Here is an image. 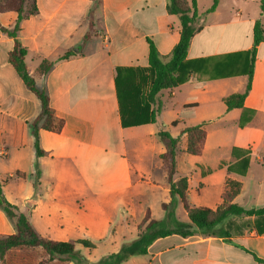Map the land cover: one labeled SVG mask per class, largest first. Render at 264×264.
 <instances>
[{
	"label": "crops",
	"instance_id": "crops-1",
	"mask_svg": "<svg viewBox=\"0 0 264 264\" xmlns=\"http://www.w3.org/2000/svg\"><path fill=\"white\" fill-rule=\"evenodd\" d=\"M186 1L190 6L191 0ZM212 4L197 0L199 15L206 17L187 59L196 62L199 78L221 77L200 81L192 76L164 90L170 100L162 91L163 108L155 124L123 127L117 68H147L148 40L164 63L172 59L182 25L168 11L169 0H27L26 11L34 5L36 12L22 20L18 39L27 50L30 70L44 60L54 62L41 87L56 117L64 121L60 133L40 125L42 156L31 125L40 105L8 61L15 40L0 30V185L40 235L61 242L89 240L95 245L90 250L111 243L109 253L86 257L97 262L138 238L147 210L159 222L188 226V214L180 199L171 196L161 164L166 148L160 129L170 134L179 129L173 135L179 138L174 181L187 179L191 208L216 210L224 193L237 188L233 204L264 208V43L257 46L243 108L229 111L224 102L248 85L247 75L226 76L248 70L246 58L233 54L253 49L255 23L264 25L261 0H219L215 11L207 13ZM91 14L92 37L84 43ZM16 21L15 13L0 14L9 29ZM76 48V56L59 61ZM198 125H203L206 140L201 155L194 156L186 152L183 132ZM245 161L248 168L242 175ZM206 168L214 170L204 174ZM151 196L159 198V217L152 214ZM217 229L218 235L192 227L190 236L159 238L147 255L122 264H264V216H232ZM14 233V224L0 208V238Z\"/></svg>",
	"mask_w": 264,
	"mask_h": 264
},
{
	"label": "trees",
	"instance_id": "trees-1",
	"mask_svg": "<svg viewBox=\"0 0 264 264\" xmlns=\"http://www.w3.org/2000/svg\"><path fill=\"white\" fill-rule=\"evenodd\" d=\"M27 0H0V14L15 13L17 21L13 29L3 26L0 22L1 32L15 40L14 48L8 55V61L17 71L25 86L32 93L40 105V112L32 122L33 135L36 138L35 147L37 155L42 156L39 149V127L45 130L60 133L64 127V121L57 118L54 109L51 107L50 98L41 87L42 80L54 66V62L44 60L35 69L30 70L26 63L27 50L18 39L20 23L28 14L36 12V8L26 11ZM219 0H213V4L207 13H212L217 8ZM261 10L264 13V0H261ZM168 11L180 17L182 31L179 43L173 50L172 59L164 63L160 57L155 44L149 41V66L147 68H117L116 86L117 95L121 108L123 127L140 126L145 124H155L162 112V102L159 95L164 90H172L187 83L190 78L197 76L195 69L196 62L187 59L191 41L195 34L203 29L206 14L199 15L197 0H191L189 6L186 0H169ZM93 15L89 21L90 30L84 36V43L92 37ZM254 47L248 52L233 54L234 56L246 58L248 70L246 72H236L228 74L226 77L247 75L248 85L244 93H237L227 97L224 102L227 110L241 109L244 106L245 98L251 89L254 64L256 59L257 46L264 43V25L259 20L255 23ZM80 48L69 50L63 54L59 61L68 60L76 56ZM221 76L203 78L200 81L217 79ZM154 106V108H153ZM21 123L17 124L19 128ZM187 134L188 142L186 152L188 154L201 155L206 140V131L203 125L190 127L184 130ZM166 152L160 156L161 164L167 174L168 182L171 186V196H177L183 204L189 222L188 226L179 223L177 230L159 228L160 222L153 219L150 210H147L143 222V230L136 240L124 243L117 253L106 255L97 262H90L84 257L77 245L87 249H94L95 245L89 240L79 241H56L40 235L33 227L29 217L11 204L3 195L0 185V208L5 212L10 221L14 224L15 233L0 238V264H122L134 256H145L149 247L157 239L171 235L180 234L184 237L190 236V230L196 227L200 232L207 235H218L220 231L217 226L232 216H264V208L246 210L232 203L234 195L239 191L229 190L223 195V203L216 210L207 207L191 208L188 204V181L181 179L174 181L177 170L176 155L179 138L172 137L167 131L160 129L158 132ZM248 168V161H245L244 175ZM213 169H203L204 174H209ZM40 174L38 173V176ZM169 204H164V208H169Z\"/></svg>",
	"mask_w": 264,
	"mask_h": 264
},
{
	"label": "rangeland",
	"instance_id": "rangeland-1",
	"mask_svg": "<svg viewBox=\"0 0 264 264\" xmlns=\"http://www.w3.org/2000/svg\"><path fill=\"white\" fill-rule=\"evenodd\" d=\"M163 94H164L165 100H170L169 97H168V91H164ZM167 129L169 131H172V127H169ZM178 132H179V129L178 130H174L173 132H171V134H170V132H168V133L173 137V135L176 136ZM183 145L184 144L181 143V147ZM89 177H90V179L93 178L92 176H89ZM143 191L146 192V187L143 188ZM150 199H151L150 200V204L153 207L152 214L154 213L153 215H156L157 217H159L157 213L160 212V208L156 206L157 205V201L159 200V198L156 197V196H151ZM145 225L144 226L143 225H139L140 231L143 230V228L145 227ZM159 228H161V229H168V230H177V229L180 228V226H178L177 223L160 222ZM111 246H112L111 243H107L106 245H102L101 247H99L97 250H90V249L84 248L83 246L80 245V246H77V250H79V252L84 257H89V256L92 255V257L98 258L101 255H103L104 253H109L111 251ZM72 264H77V263L73 262Z\"/></svg>",
	"mask_w": 264,
	"mask_h": 264
}]
</instances>
